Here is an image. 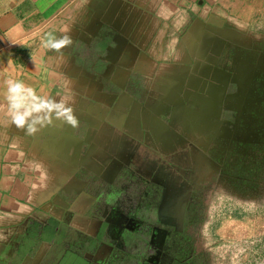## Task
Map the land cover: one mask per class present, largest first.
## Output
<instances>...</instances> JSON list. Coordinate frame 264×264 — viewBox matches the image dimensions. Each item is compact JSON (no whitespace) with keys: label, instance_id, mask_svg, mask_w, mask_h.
Wrapping results in <instances>:
<instances>
[{"label":"crops","instance_id":"obj_1","mask_svg":"<svg viewBox=\"0 0 264 264\" xmlns=\"http://www.w3.org/2000/svg\"><path fill=\"white\" fill-rule=\"evenodd\" d=\"M250 5L0 0V264H98L121 193L214 178L208 153L255 121L242 113L258 100L248 87L264 68V11ZM48 33L71 37L62 63ZM6 80L71 104L78 126L53 117L26 134Z\"/></svg>","mask_w":264,"mask_h":264},{"label":"flooded vegetation","instance_id":"obj_2","mask_svg":"<svg viewBox=\"0 0 264 264\" xmlns=\"http://www.w3.org/2000/svg\"><path fill=\"white\" fill-rule=\"evenodd\" d=\"M262 69H257L248 87L249 96L258 95V100L254 101L255 107L248 111L251 109L249 107L247 113H242L243 116L250 115L255 121H242L241 124L245 123L240 128V137L237 139L232 135L224 153H208L211 167L215 171L211 181L230 189L232 187L236 191L252 187L264 168V68ZM238 130L239 128L235 131L236 135ZM254 166L257 169L250 171ZM169 182H166V186L162 185L160 192H150L147 195L141 192L140 185H135L129 191L121 193V198L113 208H106L111 212L110 223H106L104 227L106 229L109 226L112 263L193 264L191 262L195 258L196 242L190 224L201 203L198 197L208 184L202 182V189L195 185L186 189L181 184L178 188L180 190L173 191ZM103 234L101 231L100 236ZM82 257L74 258L71 264H94Z\"/></svg>","mask_w":264,"mask_h":264},{"label":"rangeland","instance_id":"obj_3","mask_svg":"<svg viewBox=\"0 0 264 264\" xmlns=\"http://www.w3.org/2000/svg\"><path fill=\"white\" fill-rule=\"evenodd\" d=\"M250 4L264 11V0H250ZM259 174L254 185L243 191L202 181L208 185L198 197L201 203L190 224L196 242L191 263L264 264V168ZM202 182L197 188L204 187ZM112 254L103 261L100 257L99 264H114Z\"/></svg>","mask_w":264,"mask_h":264},{"label":"clouds","instance_id":"obj_4","mask_svg":"<svg viewBox=\"0 0 264 264\" xmlns=\"http://www.w3.org/2000/svg\"><path fill=\"white\" fill-rule=\"evenodd\" d=\"M71 37L67 34L56 38L53 34H46L42 41L44 47L55 50L57 64L62 63L64 56L61 51L71 44ZM5 99L11 114L12 123L23 128L28 135H34L45 126H51V119L61 118L69 126L75 128L79 120L74 114L71 104L53 97H44L36 90L20 80H6Z\"/></svg>","mask_w":264,"mask_h":264}]
</instances>
